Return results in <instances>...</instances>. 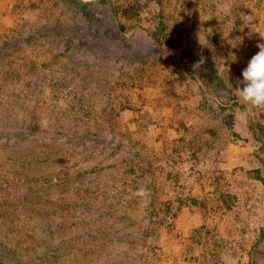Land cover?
<instances>
[{
	"label": "rangeland",
	"instance_id": "374dc122",
	"mask_svg": "<svg viewBox=\"0 0 264 264\" xmlns=\"http://www.w3.org/2000/svg\"><path fill=\"white\" fill-rule=\"evenodd\" d=\"M261 31L264 0H0V264H264Z\"/></svg>",
	"mask_w": 264,
	"mask_h": 264
},
{
	"label": "clouds",
	"instance_id": "9594fccd",
	"mask_svg": "<svg viewBox=\"0 0 264 264\" xmlns=\"http://www.w3.org/2000/svg\"><path fill=\"white\" fill-rule=\"evenodd\" d=\"M82 2L87 3L88 0H82ZM258 33L261 40L264 41V31ZM256 46L259 51L242 71V79L237 80L238 86L235 88L238 100L244 106V111L241 114L246 117L251 114L253 109H264V42L258 43ZM134 195L142 204H146L150 199V191L146 187H139Z\"/></svg>",
	"mask_w": 264,
	"mask_h": 264
},
{
	"label": "trees",
	"instance_id": "16d2710c",
	"mask_svg": "<svg viewBox=\"0 0 264 264\" xmlns=\"http://www.w3.org/2000/svg\"><path fill=\"white\" fill-rule=\"evenodd\" d=\"M6 44H7V43H6ZM36 129H37V127H36V125H35L34 130H36ZM262 129H263V128H262ZM30 130L33 131V126L30 127ZM195 202H196V199H195ZM262 234H263V236H264V229H263V233H262Z\"/></svg>",
	"mask_w": 264,
	"mask_h": 264
}]
</instances>
